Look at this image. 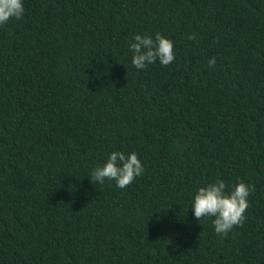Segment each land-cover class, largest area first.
I'll list each match as a JSON object with an SVG mask.
<instances>
[{
  "label": "trees",
  "instance_id": "obj_1",
  "mask_svg": "<svg viewBox=\"0 0 264 264\" xmlns=\"http://www.w3.org/2000/svg\"><path fill=\"white\" fill-rule=\"evenodd\" d=\"M23 4L0 26V264H264V0ZM157 32L175 60L136 69ZM113 151L144 166L126 188L88 177ZM217 179L255 189L227 237L191 209Z\"/></svg>",
  "mask_w": 264,
  "mask_h": 264
},
{
  "label": "clouds",
  "instance_id": "obj_2",
  "mask_svg": "<svg viewBox=\"0 0 264 264\" xmlns=\"http://www.w3.org/2000/svg\"><path fill=\"white\" fill-rule=\"evenodd\" d=\"M23 0H0V26L10 19H21L24 14ZM195 39V34L187 37ZM129 48L133 53L131 63L138 69H146L157 61L167 67L175 60L173 42L157 32L155 36L136 34ZM207 67H215V57L207 62ZM144 172V166L135 152L125 154L122 151L111 152L105 163L97 165L88 176L91 183L103 185L105 180L114 181L119 188L130 186ZM222 179L201 186L193 196L191 209L195 219L202 225L205 218H212L217 235L227 237L236 226H242L248 208V196L254 186L244 182L237 183L231 191Z\"/></svg>",
  "mask_w": 264,
  "mask_h": 264
}]
</instances>
